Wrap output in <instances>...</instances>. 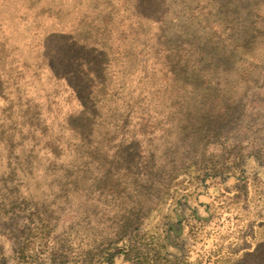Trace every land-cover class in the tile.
I'll list each match as a JSON object with an SVG mask.
<instances>
[{
  "label": "rangeland",
  "instance_id": "obj_1",
  "mask_svg": "<svg viewBox=\"0 0 264 264\" xmlns=\"http://www.w3.org/2000/svg\"><path fill=\"white\" fill-rule=\"evenodd\" d=\"M162 9L0 0V264H264V0Z\"/></svg>",
  "mask_w": 264,
  "mask_h": 264
},
{
  "label": "trees",
  "instance_id": "obj_2",
  "mask_svg": "<svg viewBox=\"0 0 264 264\" xmlns=\"http://www.w3.org/2000/svg\"><path fill=\"white\" fill-rule=\"evenodd\" d=\"M197 0H161V4L163 5L162 14H161V47L164 48L165 52H167V61L166 63L169 65L173 64L172 72L175 69V66L177 68L179 67V63H184V58L181 50V46L187 45L191 41V39L194 37V30L197 27V22L200 20H203L204 18L207 19L209 16L208 12H198L197 15H189L188 13L184 14L185 19V25L183 23L181 24V18H179V10L183 6H187L189 3H195ZM202 1L205 4H212L216 3V0H198ZM250 3V2H249ZM252 5H255L253 8H250L251 10H254L258 5L255 2L254 4L251 2ZM180 5V8L178 9V6ZM236 12L235 14L240 12H243L242 10H239L240 7L236 6ZM200 17V19H199ZM163 23V24H162ZM248 25H245L247 27ZM183 31L185 34H183ZM191 32V33H190ZM245 34H241V36H237L238 40L241 42V47H244V45L249 44L247 42H251L254 40L255 37L249 32H244ZM181 36H184L185 39L179 41ZM188 37V39H187ZM186 41V42H185ZM171 74V73H170ZM177 74H174L176 76ZM251 237V238H250ZM264 238V234H262L260 237H257V240ZM256 235L249 236L245 240V242L241 243V246L234 251L233 248H222L212 249V254H210L212 258L213 264H230L229 259H231L232 256L240 255V254H248L252 251V249L256 246ZM171 242L169 241H162L161 245L158 244L155 247L156 253L161 258V261L164 259L165 254H169V251L167 248H172ZM251 250V251H250Z\"/></svg>",
  "mask_w": 264,
  "mask_h": 264
}]
</instances>
